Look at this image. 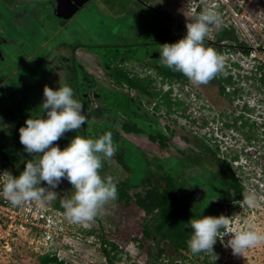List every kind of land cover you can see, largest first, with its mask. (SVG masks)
Listing matches in <instances>:
<instances>
[{
	"label": "rangeland",
	"instance_id": "rangeland-1",
	"mask_svg": "<svg viewBox=\"0 0 264 264\" xmlns=\"http://www.w3.org/2000/svg\"><path fill=\"white\" fill-rule=\"evenodd\" d=\"M17 1L22 4L29 0ZM17 1L8 3V6L17 8L20 6ZM4 3L7 4L5 0H0L1 10L7 7ZM33 5L38 6L41 14H38L40 20L37 19V23L35 22L31 28L23 21L12 22L10 19H8L10 22L8 28V21L3 19L6 13L2 11L0 16L2 18L0 19V89L5 86L1 87V84H5L8 82V78H12L13 73L8 71L11 68L14 71L15 68L17 72V75L13 74L14 78L11 79L13 83L14 81L16 83L17 94L14 89L10 88L11 92H14L12 95L15 96L11 95L9 98V94L5 92L9 90L8 86L3 93H0V134H3L4 137L3 140H0V160L13 176H15V168L20 163L24 162L20 169L23 171L24 164L32 159V156L28 154V159L19 160V128L26 126L25 120L31 116L33 118L39 115L46 116V113L40 110V105L45 99L43 96L44 86L53 90L65 84L71 88L75 87V93L72 88L73 98L85 105L86 98L84 95H80L83 84L77 85L78 82H81L79 78H75L73 85L60 74L52 75V79L45 80L43 76L48 70L46 69L47 65L50 66V69L53 67L52 64L54 65L59 59L57 52L64 49L65 44L68 46L79 41L94 45L96 44L95 33L98 35L103 27L108 28L114 24L108 17L105 18L107 21L103 20L105 16L99 13L100 0L92 1L87 8L85 6L76 17L66 22L67 24L63 27L60 26L62 22L54 20L49 13L50 4L39 6V3L33 2ZM43 14H45L44 17ZM106 30L104 29V31ZM115 32L116 30H112V33L115 34ZM106 39L104 38V40ZM97 41L102 42L101 40ZM104 42L106 43L107 40ZM260 45L264 46V34H256L251 43L250 48L256 49L255 52H252L255 54L254 56L239 57L235 52L238 56L235 58L241 62L236 71L237 76H235L237 88L239 87L236 97H241L236 100L240 108L234 111L244 116V120H241L244 124L242 127L244 135L238 133V139L235 141L230 137L221 141L227 147L225 156H228L229 160L234 155L238 156L235 162L234 160L230 162L232 171L241 180L247 193L254 192L256 194L257 206L248 207L243 205L242 201H232L231 196L220 194L222 191H226L229 180L228 184L220 185L219 181H210L209 176H206V181L203 183L209 186L206 188L207 192L200 187L192 195L183 199L187 198L190 201V220L198 219L210 210L211 216L229 217V227L233 231L251 227L264 235V60L260 58L259 50H257ZM90 49L102 51L100 47L96 49L93 46ZM83 58H86V70L97 78L99 84L109 91L114 89L111 77L101 69L98 61L89 55L88 57L83 56ZM2 75L6 77L1 79ZM106 96L108 104L114 105L113 108L117 106L115 108L117 110L123 108L122 112L135 114L140 120L135 118L128 120V123L131 121L130 125H136L144 133L139 135L124 134L120 128L121 121L116 120L115 112L103 111L101 102L98 103L99 110L96 112L97 102L92 95L90 96L89 106L87 108L84 106L82 112L87 117L86 136L89 134L94 136L96 132L109 127L117 132L119 134L117 139H114V134L111 132L113 143L121 151L128 168L126 170L119 165L114 155L111 159H103L106 166L102 163L101 177L111 174L115 181L128 180L131 186H138L142 178L146 181H161L163 173L170 175L177 173V175L185 177L184 169L180 168L179 150L186 148L181 139L184 132L181 128L190 136H194L193 132L196 131L198 137L203 133L207 134L211 127L208 125L202 129L198 124L185 122L181 118H174L173 115L172 120H167L162 116L163 112L161 111L164 109L160 107L158 113H154V105L148 101H144V109L147 111L145 112L140 104L132 105L130 101L128 102L117 94L108 93ZM210 101L215 103V111L229 112L233 110L226 100L216 93ZM97 113L100 115H96ZM147 113L156 118V120H152V124L157 129L149 124L151 118ZM221 117L219 114L217 126L220 127L224 122H227V120H221ZM168 125L172 132L167 128ZM157 134L163 136L165 147L160 146L159 142L148 139L149 135ZM75 135L84 136L82 129L66 132L55 142V145L63 149ZM206 142L212 148L215 147L210 140ZM218 150L220 151V149ZM188 172L192 174L189 177L196 178L193 170H188ZM220 174L223 173L218 172L219 178ZM228 176L223 174L221 178L225 179ZM228 178L230 179V176ZM61 183L64 188L58 189L57 199L51 201L50 204L53 207L61 208L59 211L62 214L65 239L55 233V242L52 239L45 240L44 231L41 229L28 227L20 229L15 226L10 233L9 241L0 242V264H39L41 256L47 252L58 253V256L63 257L68 264H71L69 262L72 264H106L107 257L103 249L109 254V258H112L113 264H213V257L209 254H192L187 250L174 251V248L177 245L181 246V243L187 241L190 235L186 232L189 231L188 228L182 230L184 225L181 218L173 220L167 226V235L146 238L143 233V224L148 222L149 217L134 203L127 207L115 199L108 202L94 221L87 226L69 222L61 207V200L70 197L73 190L69 183ZM211 186L214 188L211 189ZM137 190L138 187H132L129 193L133 195ZM227 239V236L223 238L224 244L219 239L215 243L214 252L218 255V259L214 261V264H264V242L248 248L241 256H237L233 255L230 248L224 246ZM111 244L115 245V248Z\"/></svg>",
	"mask_w": 264,
	"mask_h": 264
},
{
	"label": "flooded vegetation",
	"instance_id": "flooded-vegetation-1",
	"mask_svg": "<svg viewBox=\"0 0 264 264\" xmlns=\"http://www.w3.org/2000/svg\"><path fill=\"white\" fill-rule=\"evenodd\" d=\"M12 1L17 0H5L7 4L4 3V5L7 7L2 10L0 8V16L3 11L6 13L5 18H3L6 19V22L8 19L12 22L20 20L31 28L36 20L39 19L38 14H41L37 8L38 6L35 7L33 2L39 3V6L41 4H50L49 13L53 16L54 20L62 22L60 26L63 27L67 24L66 22L76 17L85 6L87 8L94 0H29L22 4L17 1L20 6L15 9L8 6V3ZM187 1L188 0H100L101 9L99 13L105 16L103 20L108 17L110 18V22L114 24L108 28L103 27V32L100 30L98 35L95 33L96 44L94 45L79 41L68 46L65 44V48L57 52L59 54V59L54 65L52 64L53 67L50 69V66L47 65L46 69L48 70L45 72L43 79L50 80L52 79V75L60 74L66 77V80L70 83L72 82L71 84L73 85L75 83V78H79L81 82H78L77 85L87 84L86 99L88 101V106L90 96L92 95L97 102L95 111L97 112L99 110L98 103H103V111H114L116 120L121 121L120 125H122L125 120H134L138 117L130 112H122L121 110H123V108H118V110L115 109L117 106L113 108L111 103L108 104V97L106 96L108 93L117 94L119 97L128 100V102L130 101L132 105L140 104L143 109L145 108L144 101H148L154 105V113H158L157 111L160 107L164 109V111H161L163 112L162 116L167 120H172L173 115L174 118H181L185 120V122L189 121L198 124L202 129L209 125L211 128L208 132H210L212 136H216L215 126H217L220 114L222 116L221 120H227V122H224L221 127L217 126V135H219L222 140L230 137L235 141L238 139V133L244 135L242 130L244 124L241 121L244 120V116L234 111L240 108L236 100H239L241 97H236L238 93L237 89L239 88H237V82L235 81V76L237 75L228 72L225 73L222 70L212 78L209 83L195 85L183 74L165 67L160 61V45L164 43H175L183 38L186 34V23L194 22V16L189 13L186 4ZM44 16L45 14H43V17ZM9 23L8 21V28ZM104 29L107 30L104 31ZM112 30H116L115 34L112 33ZM104 38H107L106 43L104 42L106 41ZM233 39L234 36L231 32L223 28H217L214 31L213 39L205 38V46L212 47L221 54L222 49L220 47H226L229 46V44L232 47L233 44H231V42ZM97 40H101L102 42L99 43ZM93 46L96 49L100 47L102 51L91 50L90 48ZM88 55L98 61L101 69L107 75L117 71L125 72L128 77L134 81L135 86L130 87L127 83L118 85L113 83L114 89L110 91L105 89L103 85L101 86V84H99L100 82L97 78L86 70V58L84 59L83 56L88 57ZM11 69L8 72L13 73L14 76L17 75L15 68L14 71ZM13 74L11 75L12 78L7 77L8 82L1 84V87L5 86L0 89V93H3L6 86H8L9 90L5 92L9 94V98L14 92L17 94V91H15L16 83L15 81L14 83L11 81V79L14 78ZM78 75L79 77H77ZM2 77L4 78L6 76L2 75L1 79H3ZM140 85L146 86V92L143 91ZM10 88H12V90L14 89V92H11ZM72 88L75 93V87ZM215 93L219 97H223L233 110L229 112L215 111V103H211L210 101ZM147 114L151 118L149 124L156 128V126L152 124V120H156V118L154 115ZM96 115L99 116L100 114L97 113ZM185 116L187 118H185ZM129 123H131V121H129ZM167 128H169V125ZM181 130L184 131L181 135V139L186 148H180L179 150L181 156L180 168L184 169L185 177L177 175V173L174 175L180 182V185L183 186L182 190L177 192V195L182 198L188 197L200 187V189L207 192L206 188L209 186L203 184L204 181H206V176H209L210 181H219L220 185H224V183L227 184L232 167L230 162L226 160L228 162V169L223 168L224 165L218 157L217 148L219 144H216L217 147L212 148L211 145L206 142L212 138V136L209 137L208 133H203L202 136L199 135L197 137L196 131L193 132L194 136H190L186 134L183 128H181ZM169 131L172 132V129L169 128ZM234 156H232L230 160L236 161L237 159H234ZM236 157L238 158V156ZM220 168L225 170L223 174L229 175L225 179L219 178L218 176ZM188 170H193V174L196 178L189 177L192 174L189 173ZM192 187H194L195 190L190 194L189 191ZM213 188L214 186H211V189ZM222 192L220 194H222Z\"/></svg>",
	"mask_w": 264,
	"mask_h": 264
},
{
	"label": "clouds",
	"instance_id": "clouds-1",
	"mask_svg": "<svg viewBox=\"0 0 264 264\" xmlns=\"http://www.w3.org/2000/svg\"><path fill=\"white\" fill-rule=\"evenodd\" d=\"M222 23L221 14L215 8L205 7L194 15V22L186 23L183 38L175 43L160 45L161 63L183 74L195 85L209 83L223 70L224 61L214 48L205 46V38L211 26L219 28ZM43 96L45 99L40 110L46 116H31L25 120L26 126L19 128V141L32 159L24 164L18 176L4 173L0 192L13 206L27 201L44 204L45 201L57 199L54 189L62 180H67L73 191L70 197L61 200L64 215L71 223L87 226L108 202L117 198L114 178H102L100 175L102 160L111 159L116 153L112 134L106 132L97 139L75 135L65 148H59L55 145L56 141L66 132L77 131L87 122V117L82 114L84 105L73 98V89L67 84L56 90L44 86ZM221 141L219 139L220 144ZM41 182L47 187L40 186ZM242 203L248 207L257 206L256 194L248 192ZM229 224V217L223 215H201L198 219L189 220L185 228L192 230L187 240L191 253L209 254L214 264L218 259L214 252L218 239L224 244L223 238L227 236L224 246L237 256L264 242V235L251 227L233 231Z\"/></svg>",
	"mask_w": 264,
	"mask_h": 264
},
{
	"label": "built area",
	"instance_id": "built-area-1",
	"mask_svg": "<svg viewBox=\"0 0 264 264\" xmlns=\"http://www.w3.org/2000/svg\"><path fill=\"white\" fill-rule=\"evenodd\" d=\"M190 15L194 16L199 14L205 7L215 8L222 17L223 23L219 28H223L231 32L234 36L231 44L233 46H221V56L223 57V72H228L236 75L238 66L241 62L236 59L239 57H249L255 55V48H250L251 43L255 39V35L264 34V0H188L186 2ZM215 26H211V31L208 35V39H213ZM260 58L264 60V46H258ZM237 55H236V53ZM236 57V58H235ZM179 96V95H178ZM177 96V97H178ZM215 126V137L211 138V142L216 146L219 144L218 157L221 160H229L227 153V147L224 144H220L219 139H222L217 135ZM211 137L210 132H207ZM235 162V161H234ZM7 171V168L0 161V189H2L3 175ZM42 187L47 185L42 182ZM63 189V183L54 189ZM61 208L53 207L50 202L45 201L44 204H40L36 201H27L20 206H13L10 201L2 195L0 192V242H8L11 231L17 226L20 229L28 227L30 229H41L44 231L45 240H54L55 233L65 239V231L62 223ZM51 248L53 246H50ZM49 251V250H47ZM46 254L54 255L58 261H62L64 264H68L63 257L47 252ZM72 264V262H69Z\"/></svg>",
	"mask_w": 264,
	"mask_h": 264
},
{
	"label": "trees",
	"instance_id": "trees-1",
	"mask_svg": "<svg viewBox=\"0 0 264 264\" xmlns=\"http://www.w3.org/2000/svg\"><path fill=\"white\" fill-rule=\"evenodd\" d=\"M109 76L112 79V82L115 84H121V83H127L130 87L135 86L134 81L131 80L128 75L125 72H114L110 73ZM86 85H82L83 88L80 92V95H84L86 98ZM141 86V85H140ZM143 91L146 92V86H141ZM4 97V96H3ZM85 107H88V101L86 99L84 103ZM113 105V104H112ZM114 106V105H113ZM112 106V107H113ZM92 125V124H91ZM94 127H98L93 125ZM88 127V124H84L81 129L83 132V137L87 138H99L97 135H103L106 131L112 132L114 134V139H117V136L119 135L117 132L112 130L110 127L105 128L102 131H98L95 133L94 136L91 134L86 136V128ZM121 130L125 134H133V135H139L143 134L144 132L137 128L136 125H130L128 121H125L122 125H120ZM96 136V137H95ZM160 134H157L155 136L149 135L148 139L151 141H158L162 147H165L164 145V139L162 138ZM3 134H0V140H3ZM14 142V140H13ZM16 142V141H15ZM22 144L19 143V160H25L28 159V153L24 151V146H21ZM115 146V145H114ZM116 161L119 165L124 167L126 170H128L127 166L125 165L124 158L122 157L121 151L118 150L116 147V153H115ZM234 159H237L236 156H234ZM1 161V160H0ZM223 163V168L228 169V162L226 160H221ZM220 161V162H221ZM2 162V161H1ZM14 163V162H13ZM24 162L20 163L15 168V176H18L21 172V166ZM102 163L106 166L105 160H102ZM2 164H4L2 162ZM102 164V166H103ZM104 166V167H105ZM220 168L219 172L225 173L224 169ZM102 170V168H101ZM100 170V173L102 172ZM230 179H229V185L226 188V191L222 192V195H229L231 196L232 201L241 202L244 199L245 194H247L245 187L243 186L241 180L236 177L235 173L233 171L230 172ZM108 176H112L109 174ZM222 177V174H220ZM62 182L67 184L69 183L67 180H62ZM70 184V183H69ZM228 184V183H227ZM132 187H138L137 192H135L133 195H131L130 189ZM116 188H117V202L123 203L125 206H130L131 203H134L137 208L142 210L146 216H148V222L143 224V233L146 238H151L154 236H161V235H167V226L175 219L181 218L183 221V227L182 230H185V224L190 220L189 218V212L191 211L190 207V201L186 198L183 199L179 195H177V192L182 190L183 186L180 185V182L175 178L174 175L163 173L161 174V181H146L144 178L140 179L138 186H131L130 182L128 180H121L116 181ZM195 190L194 187L190 189V194ZM59 206V205H57ZM60 208V207H58ZM210 210L206 212L203 216H211ZM184 219V220H183ZM181 221V222H182ZM188 232L191 235L192 230L188 228ZM189 235V238H190ZM188 238V239H189ZM113 248H115V245L111 244ZM178 250H187L191 253L190 249L188 248L187 241H184L180 245H177L174 248V251ZM105 252V255L107 257L106 264H113L112 258H109V254L106 252L105 249H103ZM39 264H64L62 261H58V259L54 255L45 254L41 256Z\"/></svg>",
	"mask_w": 264,
	"mask_h": 264
},
{
	"label": "bare ground",
	"instance_id": "bare-ground-1",
	"mask_svg": "<svg viewBox=\"0 0 264 264\" xmlns=\"http://www.w3.org/2000/svg\"><path fill=\"white\" fill-rule=\"evenodd\" d=\"M153 114V113H152ZM186 115V114H185ZM188 116V115H187ZM196 117V116H195ZM185 118H187L186 116H185ZM197 118V117H196ZM191 119H193V118H191Z\"/></svg>",
	"mask_w": 264,
	"mask_h": 264
},
{
	"label": "water",
	"instance_id": "water-1",
	"mask_svg": "<svg viewBox=\"0 0 264 264\" xmlns=\"http://www.w3.org/2000/svg\"><path fill=\"white\" fill-rule=\"evenodd\" d=\"M22 18H24V17H22Z\"/></svg>",
	"mask_w": 264,
	"mask_h": 264
},
{
	"label": "crops",
	"instance_id": "crops-1",
	"mask_svg": "<svg viewBox=\"0 0 264 264\" xmlns=\"http://www.w3.org/2000/svg\"><path fill=\"white\" fill-rule=\"evenodd\" d=\"M22 112V111H21Z\"/></svg>",
	"mask_w": 264,
	"mask_h": 264
}]
</instances>
